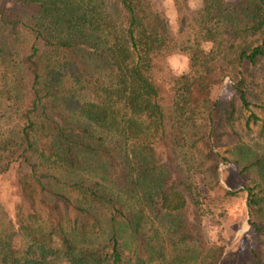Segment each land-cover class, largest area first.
Listing matches in <instances>:
<instances>
[{
  "label": "trees",
  "instance_id": "trees-1",
  "mask_svg": "<svg viewBox=\"0 0 264 264\" xmlns=\"http://www.w3.org/2000/svg\"><path fill=\"white\" fill-rule=\"evenodd\" d=\"M171 1L173 31L156 0H0V175L18 195L0 264H224L197 168L216 179L223 159L225 77L264 140V0ZM238 154L264 234V151ZM248 259L264 264L261 237Z\"/></svg>",
  "mask_w": 264,
  "mask_h": 264
},
{
  "label": "rangeland",
  "instance_id": "rangeland-1",
  "mask_svg": "<svg viewBox=\"0 0 264 264\" xmlns=\"http://www.w3.org/2000/svg\"><path fill=\"white\" fill-rule=\"evenodd\" d=\"M191 7H196L201 0H187ZM156 5L165 14L169 28L175 29V12L171 0H156ZM171 67L175 72L185 69L186 59L180 53H173L169 57ZM211 96H219L224 105L227 100L234 104V118L231 127L225 126V131L220 138L216 151L223 157L217 165V177L211 178L203 166L198 167L204 174L202 193V217L200 227L204 235L210 240H219L224 248V264H250L248 248L257 237L263 240L264 234L257 235L248 223V214L245 209V190L242 188L243 176L240 174L241 163L236 164L233 158L239 156V150L246 152L264 151V140L257 135L259 123L263 114L258 106V101L250 98L247 106H244L229 85L225 77L220 84L214 85L210 91ZM106 135V134H105ZM107 141L113 137L106 135ZM187 154V162L195 160V152ZM205 170V172H203ZM201 174V173H199ZM234 190V193L226 191ZM18 195L13 183L12 173L0 175V229L8 224L12 218ZM152 218V226L155 225Z\"/></svg>",
  "mask_w": 264,
  "mask_h": 264
}]
</instances>
